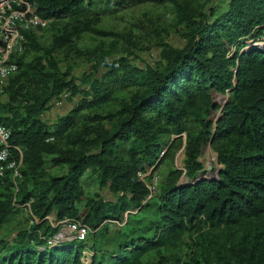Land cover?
<instances>
[{"label": "trees", "instance_id": "trees-1", "mask_svg": "<svg viewBox=\"0 0 264 264\" xmlns=\"http://www.w3.org/2000/svg\"><path fill=\"white\" fill-rule=\"evenodd\" d=\"M26 1L41 20L65 24L54 29L48 49L37 43L34 30L24 29L18 72L0 93V124L11 132V158L19 160L15 148L22 152L17 191L11 172L0 179V231L17 214L15 205L30 204L39 221L16 231L11 244L0 239V264H144L151 252L164 264L163 252L180 248L185 238L192 241L190 256L176 264H264V0H228L224 8L208 11L174 0H126L170 1L179 46L158 44L157 66L144 60L133 66L127 57L109 60L104 54L81 80L64 78L53 53L66 46L79 52V36L95 31L99 22L91 17L92 2ZM248 41L262 46L245 50ZM30 52L43 57L25 63ZM115 91L127 96L118 101ZM63 93L78 97L80 104L48 124L44 114ZM214 95L227 99L218 106ZM111 103L114 108L106 114L75 121L80 111ZM215 111L220 115L211 121ZM182 134L183 169L169 171L152 193L151 174L140 176L163 165L170 137ZM205 145L221 167L217 175L200 161ZM48 159L65 166V173L45 174ZM87 173L111 200L85 197ZM182 177L186 183L180 184ZM124 214H129L126 221ZM50 215L56 221L77 219L91 232L84 241L48 244L58 231L47 223ZM115 223L124 224L112 248H102L109 224ZM203 228L213 234L230 231L226 244H219L218 234L204 238ZM86 251L92 254L89 263Z\"/></svg>", "mask_w": 264, "mask_h": 264}, {"label": "rangeland", "instance_id": "rangeland-1", "mask_svg": "<svg viewBox=\"0 0 264 264\" xmlns=\"http://www.w3.org/2000/svg\"><path fill=\"white\" fill-rule=\"evenodd\" d=\"M93 4L92 10L95 14L91 17H98L99 22L95 26L93 32L81 34L76 41V48L79 52H76L75 48L64 47L53 53V57L58 64L60 72L64 75L66 79L81 80L82 76L90 74L93 71L94 59L95 58H106L104 54L109 55L113 59H121L127 57L131 65H137L144 60L151 66H157L159 64L157 58V46L162 42L170 43L174 46H179L180 44V31L176 26L175 13L173 5L170 1L163 4L154 3H137V2H127L126 0H90ZM179 4L184 5L186 8H203L206 7V11L209 8L216 6H222L224 8L225 3L228 0H174ZM121 2L118 5L114 3ZM65 23H57L47 21L45 27L33 28L27 26L26 28L32 29L36 33L37 43L44 48H51V43L53 41L54 29L61 28ZM25 28V29H26ZM250 40V39H248ZM249 42V43H248ZM248 47L244 48H261L262 42H251L248 41ZM255 43V45H254ZM229 48V55L235 52V47ZM43 55L40 53H26L24 62L28 63L35 60L36 58H42ZM42 64L46 66L45 61ZM115 98L119 101L120 99L127 96L126 92L115 91ZM6 99V95L2 94V100ZM227 96L214 95L213 101L216 105L222 106ZM116 102V101H115ZM80 104V99L78 97L70 96L69 93H63L57 99L52 101L48 109L44 114V120L48 124H53L57 122L60 118L69 114L75 106ZM114 103L109 105H103L101 107H95L89 110L80 111V113L75 114V121L80 123L84 122L89 114L98 113L106 114L114 107ZM116 109V107H115ZM2 112H0L1 114ZM220 111H215L211 113L209 119L211 121H216L219 117ZM185 134L181 137L175 138L170 137V148H169V158L165 159L164 164L161 165L155 172H148L146 175H141L144 179L145 176L151 174V182L149 184L152 193L158 190V184L165 175L171 170H182L185 148ZM174 149V158L170 160V151ZM168 156V155H167ZM200 161L203 163L205 170L210 167L208 173L212 175H217L216 170L221 167L217 164V158L215 153L211 150L209 145H205L202 148V155ZM65 166H53L49 159L45 164V174L49 176H62L66 169ZM186 183V178L182 177L180 184ZM82 186L85 193V197L89 200L94 198L96 195L105 198V201L111 200V196L105 190H100L98 187L97 180L92 174L87 173L82 179ZM80 210L81 205L79 206ZM17 214L12 215L10 219L1 227L0 239L5 238L9 244L14 240L16 236V231L18 230H30L32 226L37 224L39 221L36 220L32 214H30L27 207H19L15 205L14 208ZM136 215V211L131 212ZM129 214H124L123 220L126 221ZM54 216L50 215V221L47 223L53 228H56L54 223ZM147 221V217L144 218ZM52 223V225H51ZM124 223L109 224L107 234L102 238L101 246L102 248L110 250L112 248L111 240L116 239L117 232ZM61 228L57 227V232ZM224 231V232H223ZM220 232L209 231L207 228H203L202 233L205 232L206 239L213 237L216 234L220 236L219 244H226V235L230 231L223 230ZM235 232H233L234 234ZM213 234V235H212ZM217 236V237H218ZM63 242H72L71 236L64 235ZM59 242L58 243H63ZM57 244V243H56ZM190 247L192 246V241L189 238L184 239L183 245L176 249H167L163 252V256L166 259L164 264H176V260H187L190 256ZM90 252L84 253V262L89 263L91 258ZM160 259L154 252L147 255L143 262L144 264H159Z\"/></svg>", "mask_w": 264, "mask_h": 264}, {"label": "built area", "instance_id": "built-area-1", "mask_svg": "<svg viewBox=\"0 0 264 264\" xmlns=\"http://www.w3.org/2000/svg\"><path fill=\"white\" fill-rule=\"evenodd\" d=\"M46 23L47 21L41 20L37 16L36 10L26 0H0V93L6 87L9 79L18 72L16 58L24 50V29L27 26L43 28ZM10 136V130L0 124V179L4 177L6 171H9L14 182L20 178L19 168L21 167L22 152L20 148H15L19 160L11 158ZM14 185L15 191H17L15 182ZM25 207L30 212V204H26ZM46 219L50 221V216ZM54 223L61 229L49 239L48 244L63 242L64 235H69L76 241H84L91 232L88 226L77 219L61 221L54 219Z\"/></svg>", "mask_w": 264, "mask_h": 264}, {"label": "water", "instance_id": "water-1", "mask_svg": "<svg viewBox=\"0 0 264 264\" xmlns=\"http://www.w3.org/2000/svg\"><path fill=\"white\" fill-rule=\"evenodd\" d=\"M209 170H210V167H208V168H207V170H205V171H207V172H208Z\"/></svg>", "mask_w": 264, "mask_h": 264}]
</instances>
